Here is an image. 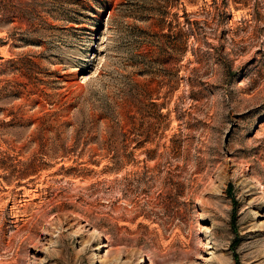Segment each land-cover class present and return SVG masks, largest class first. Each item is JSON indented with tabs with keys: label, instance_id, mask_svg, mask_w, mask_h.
Segmentation results:
<instances>
[{
	"label": "rangeland",
	"instance_id": "1",
	"mask_svg": "<svg viewBox=\"0 0 264 264\" xmlns=\"http://www.w3.org/2000/svg\"><path fill=\"white\" fill-rule=\"evenodd\" d=\"M0 264H264V0H0Z\"/></svg>",
	"mask_w": 264,
	"mask_h": 264
}]
</instances>
